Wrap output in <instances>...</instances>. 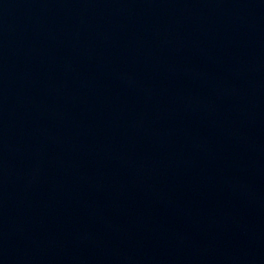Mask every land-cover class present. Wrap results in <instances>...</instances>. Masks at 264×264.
Here are the masks:
<instances>
[{"label":"water","instance_id":"1","mask_svg":"<svg viewBox=\"0 0 264 264\" xmlns=\"http://www.w3.org/2000/svg\"><path fill=\"white\" fill-rule=\"evenodd\" d=\"M0 264H264V0H0Z\"/></svg>","mask_w":264,"mask_h":264}]
</instances>
